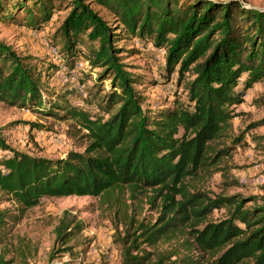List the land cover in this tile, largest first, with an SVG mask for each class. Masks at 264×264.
<instances>
[{
	"label": "trees",
	"instance_id": "trees-1",
	"mask_svg": "<svg viewBox=\"0 0 264 264\" xmlns=\"http://www.w3.org/2000/svg\"><path fill=\"white\" fill-rule=\"evenodd\" d=\"M64 5L51 44L59 47L62 69L17 55L0 41V101L72 118L85 130L83 149L47 159L13 150L0 134V150L9 152L0 157V197L17 210L0 209V244L41 198L92 196L123 218L121 264H264V195L254 201L212 194L189 182L229 153L232 146L219 139L246 90L264 81V10L240 0H17L11 7L0 0V21L35 29ZM125 38L165 50L164 82L176 70L175 98L157 114L144 112L135 87L142 76L121 59L117 42ZM77 62L87 64V79L99 71L83 96L98 114L69 104L67 94L76 90L67 86L60 97L49 95L52 73L70 74ZM84 80L78 77L80 85ZM103 80L109 89L97 92ZM259 101L264 104V93ZM146 204L158 209L156 223L140 218ZM81 230L74 217H61L54 228L60 251L73 255L66 244Z\"/></svg>",
	"mask_w": 264,
	"mask_h": 264
},
{
	"label": "rangeland",
	"instance_id": "rangeland-1",
	"mask_svg": "<svg viewBox=\"0 0 264 264\" xmlns=\"http://www.w3.org/2000/svg\"><path fill=\"white\" fill-rule=\"evenodd\" d=\"M17 0H5L8 7ZM225 3L227 0H218ZM245 8L264 10V0H240ZM68 5L63 10L52 13L49 21L39 28L25 27L21 24L0 21V41L9 46L17 55L26 56L44 66H55L62 69L59 47H54L53 35L67 14ZM95 10L111 26L115 21L104 8L93 6ZM119 29H116L117 32ZM123 48L120 53L123 62L129 66V71L142 76L141 84L135 87L141 96V106L146 114H157L171 105L175 98L174 75H169L167 82L163 81L165 50H154L150 43L140 42L138 38H125L117 42ZM55 48V54L51 53ZM85 62L74 64L70 74L54 71L50 78L49 95L60 97L64 87L76 92L68 96L69 104L82 108L91 114L99 113L96 105L89 104L78 91V87L87 90L94 85L98 70L85 78L83 69ZM96 72V73H95ZM83 77L80 85L78 77ZM242 77L241 80H243ZM96 88L103 93L109 89V80H103ZM240 81L239 87L241 88ZM49 92V91H48ZM264 93V81L254 83L246 90L241 102L236 107V116L229 121V126L219 139L220 146L229 144L231 150L221 157L220 161L199 178L190 182V188H201L212 194H239L248 199L260 200L264 195V104L259 101ZM45 97L46 102L52 97ZM176 96L183 98V92L178 89ZM0 134L6 143L17 152L47 159L64 158L70 151H82L80 144L85 130L72 119H58L46 116L29 107L8 105L0 101ZM9 152L0 150V157ZM262 176V183H256V177ZM1 196V195H0ZM127 198V195L125 199ZM129 201H127V204ZM252 201H248L250 206ZM10 207L17 212L16 204L5 197H0V209ZM129 211V208L126 209ZM113 209L102 205L98 198L92 196L43 197L39 203L26 210L23 218L13 228L12 238L0 244V258L6 264H121V246L123 218L119 212L114 216ZM63 216L74 217L75 222L82 224V230L69 240L66 246L69 251H60L63 246L55 240L54 228ZM156 223L159 217L158 209L143 207L140 218ZM220 217L219 212H214ZM118 226V229H116ZM174 257H172L173 259ZM211 261V260H210ZM168 264H172L171 261ZM214 264V263H212ZM240 264H252L251 260Z\"/></svg>",
	"mask_w": 264,
	"mask_h": 264
},
{
	"label": "built area",
	"instance_id": "built-area-1",
	"mask_svg": "<svg viewBox=\"0 0 264 264\" xmlns=\"http://www.w3.org/2000/svg\"><path fill=\"white\" fill-rule=\"evenodd\" d=\"M51 53H54L55 54V48H51ZM67 75V74H66ZM78 91L81 93L82 96L85 95V90H84V87H78ZM262 180H263V177L262 176H257L256 177V183H262Z\"/></svg>",
	"mask_w": 264,
	"mask_h": 264
}]
</instances>
